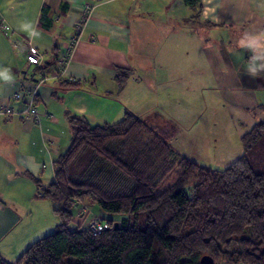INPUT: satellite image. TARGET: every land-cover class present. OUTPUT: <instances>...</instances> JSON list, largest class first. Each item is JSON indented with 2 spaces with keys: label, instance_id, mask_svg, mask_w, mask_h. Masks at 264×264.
I'll return each instance as SVG.
<instances>
[{
  "label": "crops",
  "instance_id": "1",
  "mask_svg": "<svg viewBox=\"0 0 264 264\" xmlns=\"http://www.w3.org/2000/svg\"><path fill=\"white\" fill-rule=\"evenodd\" d=\"M86 4L92 12L60 69ZM22 38L44 53L46 78L27 63ZM122 70L128 77L120 88ZM64 80L78 85L64 87ZM39 81L33 118L13 97ZM207 81L214 115L227 120L238 148L264 120V0H198L196 10L183 0H0V104L15 111L0 115V254L6 258L2 239L21 222L19 211L46 202L32 199V178L43 186L54 180L53 162L71 141L68 115L99 125L130 112L153 126L160 117L171 121L160 113L164 93ZM166 83L171 87L157 93Z\"/></svg>",
  "mask_w": 264,
  "mask_h": 264
},
{
  "label": "trees",
  "instance_id": "2",
  "mask_svg": "<svg viewBox=\"0 0 264 264\" xmlns=\"http://www.w3.org/2000/svg\"><path fill=\"white\" fill-rule=\"evenodd\" d=\"M183 1L196 10L198 0ZM127 77L116 74L120 88ZM68 122L71 141L53 162L54 180L32 178L34 198L49 201L60 222L14 261L0 254V264H200L203 255L214 264H264V120L243 134L242 153L223 169L179 154L130 112L113 123L76 114ZM118 142L137 146L130 162ZM84 151L92 158L75 179L72 165ZM86 199L101 210L100 232L69 228L73 207Z\"/></svg>",
  "mask_w": 264,
  "mask_h": 264
},
{
  "label": "rangeland",
  "instance_id": "3",
  "mask_svg": "<svg viewBox=\"0 0 264 264\" xmlns=\"http://www.w3.org/2000/svg\"><path fill=\"white\" fill-rule=\"evenodd\" d=\"M210 84L208 81L203 84L188 83L181 85L179 92H170L168 97L167 93H164L163 96H166V98L162 97L164 110H160V113L172 122L160 117L161 122L154 121L158 125L153 126L179 154L213 169H223L241 154V150L238 149L242 148V143L241 140H236L239 142L237 148L236 142L232 140L234 131L228 128L227 120L218 112V116L214 115L216 106L210 101V89H208ZM170 87L166 83L157 88V93L162 94ZM210 104H212V109L209 107ZM146 118L149 119V117ZM150 122L153 123V121ZM114 147L126 162L131 161L137 150L136 145L122 148L119 142L115 143ZM91 158L90 151H84L79 155L72 165V175L75 179L85 169ZM33 183L36 185L34 181ZM23 199L27 202L29 198L24 197ZM33 204L28 202L25 207L26 211L24 208L19 211L21 222L2 239V245H5L3 255L10 261H14L35 240L52 233L60 220L53 213L49 201ZM41 204L44 206L42 209L39 207ZM34 206L35 211L32 208ZM92 209L99 211V207L92 205L89 199L78 200V207L76 205L72 209L74 219L69 228L76 229L80 225V228L89 229L90 225L96 221L103 227L102 214H97ZM64 263L65 259L61 264Z\"/></svg>",
  "mask_w": 264,
  "mask_h": 264
},
{
  "label": "built area",
  "instance_id": "4",
  "mask_svg": "<svg viewBox=\"0 0 264 264\" xmlns=\"http://www.w3.org/2000/svg\"><path fill=\"white\" fill-rule=\"evenodd\" d=\"M91 12H92V6L90 4H86L81 19L74 25V30L72 32L69 43L65 46L63 52L58 57V65L60 69H64L67 66V64H69L74 46H76L79 43V38L84 29L86 19H88ZM22 40L27 46V53H26L27 63L39 70L41 80L46 78L48 73L45 71V64L43 61L44 53H42L38 48L32 46L29 40L25 38H22ZM39 83H41V81L34 84L27 91H23V90L18 91L13 97V100H15L16 103L21 105V108L23 109L24 113L27 116L33 118H37L38 116L37 110L34 106V100L37 95V88L39 86ZM14 113L15 111L13 110V107H11V105H8L7 103L0 104V115L10 117ZM103 227L101 226V223L96 221L90 225L89 229L93 232H100Z\"/></svg>",
  "mask_w": 264,
  "mask_h": 264
},
{
  "label": "water",
  "instance_id": "5",
  "mask_svg": "<svg viewBox=\"0 0 264 264\" xmlns=\"http://www.w3.org/2000/svg\"><path fill=\"white\" fill-rule=\"evenodd\" d=\"M115 227H117V223H115ZM200 264H214V260L209 255H203L200 258Z\"/></svg>",
  "mask_w": 264,
  "mask_h": 264
},
{
  "label": "clouds",
  "instance_id": "6",
  "mask_svg": "<svg viewBox=\"0 0 264 264\" xmlns=\"http://www.w3.org/2000/svg\"><path fill=\"white\" fill-rule=\"evenodd\" d=\"M252 71H255V69L253 68Z\"/></svg>",
  "mask_w": 264,
  "mask_h": 264
}]
</instances>
